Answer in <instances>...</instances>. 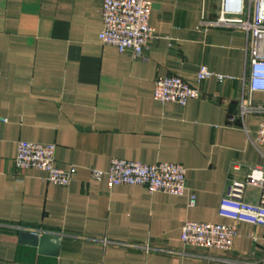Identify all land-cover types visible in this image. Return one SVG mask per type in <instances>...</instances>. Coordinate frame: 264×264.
Here are the masks:
<instances>
[{
    "label": "crops",
    "instance_id": "crops-1",
    "mask_svg": "<svg viewBox=\"0 0 264 264\" xmlns=\"http://www.w3.org/2000/svg\"><path fill=\"white\" fill-rule=\"evenodd\" d=\"M152 1L143 60L101 44L104 0H0V264H264V227L219 216L228 183L264 168L249 141L264 113L242 118L249 99L264 108V92L249 91L252 36L209 25L221 0ZM204 68L228 79L197 83ZM162 77L200 99L161 104ZM20 142L56 145L57 166L77 168L71 185L18 170ZM114 159L183 166L195 207L189 194L93 180ZM260 199L248 188L247 204ZM186 222L234 226L237 237L227 252L187 248ZM22 233L59 239L58 256L21 244Z\"/></svg>",
    "mask_w": 264,
    "mask_h": 264
},
{
    "label": "built area",
    "instance_id": "built-area-1",
    "mask_svg": "<svg viewBox=\"0 0 264 264\" xmlns=\"http://www.w3.org/2000/svg\"><path fill=\"white\" fill-rule=\"evenodd\" d=\"M219 19L209 24L219 28H238L252 36L248 57L250 94L264 92V0H221ZM152 0H104L101 9L103 28L99 36L103 46L113 47L120 54L130 53L133 59L146 60L144 54L153 38L150 26ZM197 83L216 79L219 83L228 78L216 75L204 68L195 76ZM200 90L180 77H162L155 83L154 98L161 104L187 106L199 100ZM242 118L263 112L254 108L251 99L243 106ZM252 146L264 158V121L254 136H249ZM57 146L20 142L15 164L18 170H34L45 173L49 184L69 187L77 173L75 166L63 169L56 163ZM93 180H106L109 188L119 186L144 187L151 194L161 193L175 197L189 194V207L196 205V196L189 193L186 185V170L178 164L163 163L154 166L126 160H112L107 171L91 170ZM261 192L257 206L245 202L248 188ZM219 216L235 221L264 227V168L252 167L245 181L231 180L219 207ZM237 237L234 226L186 222L181 230V242L187 248L227 252Z\"/></svg>",
    "mask_w": 264,
    "mask_h": 264
},
{
    "label": "water",
    "instance_id": "water-1",
    "mask_svg": "<svg viewBox=\"0 0 264 264\" xmlns=\"http://www.w3.org/2000/svg\"><path fill=\"white\" fill-rule=\"evenodd\" d=\"M19 242L24 245L37 247L42 255L48 254L57 257L60 249L59 239L51 236L38 237L22 233L19 235Z\"/></svg>",
    "mask_w": 264,
    "mask_h": 264
}]
</instances>
